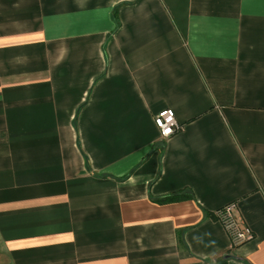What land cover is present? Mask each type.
I'll list each match as a JSON object with an SVG mask.
<instances>
[{
	"label": "crops",
	"instance_id": "1",
	"mask_svg": "<svg viewBox=\"0 0 264 264\" xmlns=\"http://www.w3.org/2000/svg\"><path fill=\"white\" fill-rule=\"evenodd\" d=\"M0 264H264V0H0Z\"/></svg>",
	"mask_w": 264,
	"mask_h": 264
},
{
	"label": "built area",
	"instance_id": "2",
	"mask_svg": "<svg viewBox=\"0 0 264 264\" xmlns=\"http://www.w3.org/2000/svg\"><path fill=\"white\" fill-rule=\"evenodd\" d=\"M153 121L161 139L166 140L182 129L181 124L176 121L172 109L159 112ZM215 220L227 233L232 246H239L254 239L251 230L241 224L236 204H228L216 211Z\"/></svg>",
	"mask_w": 264,
	"mask_h": 264
},
{
	"label": "trees",
	"instance_id": "3",
	"mask_svg": "<svg viewBox=\"0 0 264 264\" xmlns=\"http://www.w3.org/2000/svg\"><path fill=\"white\" fill-rule=\"evenodd\" d=\"M113 15H115V13ZM189 197H191L189 194H184V195L174 194V195L164 197L162 199H155V202L158 204H168V203L179 202L184 199H189Z\"/></svg>",
	"mask_w": 264,
	"mask_h": 264
}]
</instances>
